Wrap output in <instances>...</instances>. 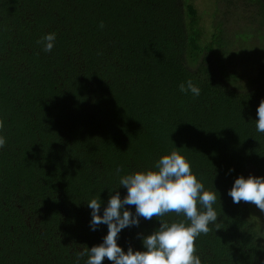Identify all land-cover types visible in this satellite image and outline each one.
Listing matches in <instances>:
<instances>
[{
  "label": "trees",
  "instance_id": "trees-1",
  "mask_svg": "<svg viewBox=\"0 0 264 264\" xmlns=\"http://www.w3.org/2000/svg\"><path fill=\"white\" fill-rule=\"evenodd\" d=\"M246 2L257 27L234 39L264 44V0ZM52 32L46 53L37 41ZM230 38L219 22L206 31L191 0H0V264H76L107 234L86 203L100 196L102 215L109 192L127 194L117 168H152L174 147L217 192L201 264H264V232L227 195L238 176L264 177V46L238 53ZM189 79L198 97L179 91ZM158 227L141 218L118 246L143 251L137 233Z\"/></svg>",
  "mask_w": 264,
  "mask_h": 264
},
{
  "label": "clouds",
  "instance_id": "clouds-1",
  "mask_svg": "<svg viewBox=\"0 0 264 264\" xmlns=\"http://www.w3.org/2000/svg\"><path fill=\"white\" fill-rule=\"evenodd\" d=\"M103 27L101 22L100 28ZM55 41L56 33L52 32L37 43L48 53L54 48ZM178 87L181 93L190 92L194 98L201 93L191 79L181 82ZM256 116L255 129L257 133L264 134V99L256 109ZM3 128L4 122L0 120V130ZM5 145L6 138L0 136V148ZM122 171L121 168L116 169L119 188L127 190L123 198L117 190L109 192L102 215L99 214L100 196H94L86 203L91 209V230L95 231L103 224L107 226V234L102 243L91 248L80 245L76 264L85 257L84 264H104L105 259L110 264H201L200 257L196 255L195 240L201 234L207 235L212 230L209 225L218 222L214 208L217 192L205 189L193 174L187 158L175 147L169 154L160 156L152 168L120 175ZM227 195L234 204L250 203L264 213V177L238 176ZM125 206H134L135 213ZM169 214L183 216L184 219L165 220ZM141 218L155 219L159 227L148 235L137 233L143 251H134L129 246L125 252L117 243L119 233L125 228L139 227ZM217 230L220 229L217 227Z\"/></svg>",
  "mask_w": 264,
  "mask_h": 264
},
{
  "label": "rangeland",
  "instance_id": "rangeland-1",
  "mask_svg": "<svg viewBox=\"0 0 264 264\" xmlns=\"http://www.w3.org/2000/svg\"><path fill=\"white\" fill-rule=\"evenodd\" d=\"M193 5L198 11L201 24L206 31H211V25L214 22H219L224 27L225 33L231 37V49L233 47L240 52L250 53L255 48H261L264 46L257 38H248L246 41L234 39L236 33L243 34L245 32H255L254 23L250 25L248 22L249 17L255 14V9L245 8L246 0H191ZM218 12L214 15V11ZM258 21L256 20V23ZM210 33H207L206 39H209ZM256 50V49H255ZM247 61L254 58L253 54L246 57ZM236 59H242L240 56L234 58L233 63L239 68H245L246 62L240 65L236 62ZM239 62V61H238ZM264 62V61H263ZM249 64V63H248ZM255 64L251 63L250 65ZM257 66V64H255ZM254 65V66H255ZM253 66V67H254ZM251 210H248L251 220L254 222L257 228L264 232V213H261L255 205L247 203Z\"/></svg>",
  "mask_w": 264,
  "mask_h": 264
}]
</instances>
